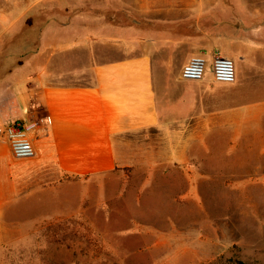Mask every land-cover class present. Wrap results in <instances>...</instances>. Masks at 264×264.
Returning <instances> with one entry per match:
<instances>
[{
	"label": "crops",
	"instance_id": "crops-1",
	"mask_svg": "<svg viewBox=\"0 0 264 264\" xmlns=\"http://www.w3.org/2000/svg\"><path fill=\"white\" fill-rule=\"evenodd\" d=\"M0 1V121L35 123L33 157L0 140V220L15 203L26 220L78 213L128 168L200 185L222 157L264 182V0ZM216 52L234 82L179 77L176 61Z\"/></svg>",
	"mask_w": 264,
	"mask_h": 264
},
{
	"label": "rangeland",
	"instance_id": "rangeland-1",
	"mask_svg": "<svg viewBox=\"0 0 264 264\" xmlns=\"http://www.w3.org/2000/svg\"><path fill=\"white\" fill-rule=\"evenodd\" d=\"M219 168L200 185L172 164L116 171L91 183L80 212L53 220L20 219L11 204L0 264H264L263 175L225 171L222 157Z\"/></svg>",
	"mask_w": 264,
	"mask_h": 264
},
{
	"label": "built area",
	"instance_id": "built-area-1",
	"mask_svg": "<svg viewBox=\"0 0 264 264\" xmlns=\"http://www.w3.org/2000/svg\"><path fill=\"white\" fill-rule=\"evenodd\" d=\"M210 69L212 79L221 83H232L236 77L234 61L219 52L214 53L211 62L202 55H192L182 65L179 77L184 80H202ZM35 127L33 121L20 119L0 121V139L9 147L15 158H30L35 149L30 138V131Z\"/></svg>",
	"mask_w": 264,
	"mask_h": 264
}]
</instances>
